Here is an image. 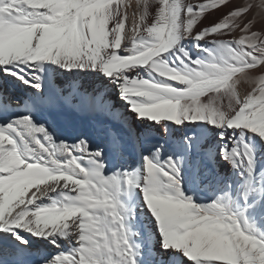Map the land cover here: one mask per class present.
<instances>
[{"label":"snow or ice","instance_id":"1","mask_svg":"<svg viewBox=\"0 0 264 264\" xmlns=\"http://www.w3.org/2000/svg\"><path fill=\"white\" fill-rule=\"evenodd\" d=\"M130 9L0 0V264H264V0Z\"/></svg>","mask_w":264,"mask_h":264},{"label":"bare ground","instance_id":"2","mask_svg":"<svg viewBox=\"0 0 264 264\" xmlns=\"http://www.w3.org/2000/svg\"><path fill=\"white\" fill-rule=\"evenodd\" d=\"M233 2H234V3H235V2H239V0H233ZM131 4H132V9L129 10V13H130V14H131V11L135 8V0H131ZM216 15H219V13H217ZM214 19H215V16H211V17H209V20H214ZM181 43L183 44V43H185V42H184V41H181ZM186 47H189L190 51H194V49H191L190 46L186 45ZM165 55H167V53H166ZM142 75H145V76H146V74H144V73H142ZM0 87H3V84H0ZM247 87H248L247 84L242 85V87H241V89H240L241 93H244L245 90L247 89ZM8 91H9V94H11V95H13V96H16V95H21V94L23 93L24 89L21 88V87L18 86V85H17V86H14V87L11 86V85H9V86H8ZM136 126L139 127V128H144V127H146V126H148V125H147V122H145V124H140V122H136ZM151 142H153V140L150 138V139L147 141V143H151ZM3 235H4V234L0 233V238H2ZM31 240H32V241H35L36 238H35V237H32ZM46 251H47V252H54L55 250L52 249V248H48Z\"/></svg>","mask_w":264,"mask_h":264},{"label":"rangeland","instance_id":"3","mask_svg":"<svg viewBox=\"0 0 264 264\" xmlns=\"http://www.w3.org/2000/svg\"><path fill=\"white\" fill-rule=\"evenodd\" d=\"M254 2H257V3H258V2H259V0H254Z\"/></svg>","mask_w":264,"mask_h":264}]
</instances>
